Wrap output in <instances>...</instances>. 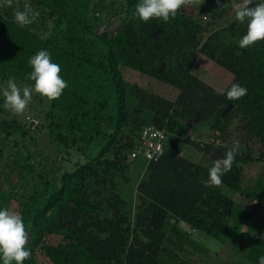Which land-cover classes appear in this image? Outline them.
Returning <instances> with one entry per match:
<instances>
[{
  "label": "trees",
  "instance_id": "1",
  "mask_svg": "<svg viewBox=\"0 0 264 264\" xmlns=\"http://www.w3.org/2000/svg\"><path fill=\"white\" fill-rule=\"evenodd\" d=\"M25 2L13 0L11 7L0 8V78L34 84L27 78L29 59L47 50L68 84L62 96L50 104V134L65 151L70 145H78L77 150L84 153L91 148L98 151L89 162L76 163L72 170L55 168L48 176L33 174L31 167L22 169L21 183L6 191L7 200H15L16 212L30 237L26 247L31 256L23 264H198L179 259L167 248V240L182 245L186 235L178 223L184 222L225 241L236 203L217 187H204L210 168L179 156V145L170 137L184 135L189 123L207 122L221 137L218 147L226 153L223 134L233 113L238 112L246 133L260 144L264 155V41L240 49L236 43L224 42L219 33L210 34L208 27L182 10L167 23L156 19L144 23L134 18L139 0H27L39 16L21 28L14 22V12L23 10ZM107 15L119 17L121 29L113 36L96 34L102 16ZM233 29L234 36L242 37L246 23ZM196 52L233 75L228 88L238 83L247 94L228 100V88L219 93L194 76ZM164 64L165 72L158 75ZM122 67L155 75L175 86L180 91L177 100L149 94L128 82ZM229 106L233 109L223 117ZM139 113L144 116L140 118ZM147 125L165 130L168 140L164 155L147 165L148 180L137 189L143 210L134 226L140 241L133 243L129 241L130 226L125 228L127 221L117 213L123 197L121 185L117 187L113 177L126 169L127 161L133 162L130 152ZM249 155L240 150L221 185L243 190L242 165ZM87 181H92L93 188ZM18 183L25 192H18ZM247 192L258 201V211L264 187L254 186ZM112 206L120 220L113 213L104 215ZM49 236L62 239L49 244ZM261 256L264 240L254 237L246 257L259 264Z\"/></svg>",
  "mask_w": 264,
  "mask_h": 264
},
{
  "label": "rangeland",
  "instance_id": "2",
  "mask_svg": "<svg viewBox=\"0 0 264 264\" xmlns=\"http://www.w3.org/2000/svg\"><path fill=\"white\" fill-rule=\"evenodd\" d=\"M222 2V4H217L216 0H201L200 4L188 6L182 11L202 22L203 25L208 27L210 34L219 33L224 42H233L238 45V41L242 37L233 35V26L236 25L242 28L245 23L242 24L233 19V4L239 3L240 0H222ZM261 2H264V0H254L256 4ZM205 16L208 20H204ZM121 27L122 22L119 17L107 15L102 16L100 24L94 32L96 34L106 32L113 36ZM157 34L155 33L154 36L156 37ZM204 38L206 40V37ZM166 67V64L160 66L158 75L163 74ZM191 71L194 76L219 93H224L233 80V75L230 72L201 52H196ZM122 72L128 82L136 84L149 94L171 102H175L180 94L175 86L155 75L145 74L129 67H122ZM7 80L0 78V88L6 86ZM15 82L21 89L26 86V84L17 80ZM50 104L45 99L34 95L27 110L20 116H14L4 109L3 97L0 94V122L3 123L0 126V209L6 208L9 211L16 212L15 200L13 198L7 200L8 194H6V191L11 192L12 184L20 182L22 173H25L22 172V169L31 167L33 174L48 176L52 174L55 168H59L61 171L66 168L72 170L74 164H85L97 154L98 150L93 148L86 150V153L83 150H77L78 145H70V149L67 147L66 151H69L70 155L66 154L64 147L50 134L49 125L51 120L47 118V114L51 110L53 111ZM232 109L233 107L230 111ZM230 111L225 115H223V112V117L228 115ZM145 115L148 116L147 112H145ZM139 116L142 118L144 114L139 113ZM28 117L39 120L40 124L42 123L41 128L30 131ZM9 125H12L14 129L7 130L6 128ZM132 128L136 127L132 126ZM23 131L26 132L25 135ZM7 132H10V134L7 135ZM220 138L207 122H192L189 123L184 135H171L170 140L179 145V156L197 166L210 168L212 165L211 155L215 151L211 148H219ZM223 138L222 147L226 150H229L233 142L238 140L241 150L243 149L250 154L246 159L247 162L242 165L243 190H232L225 185L217 187L236 203L232 217L228 222L229 229L225 241L213 239L191 228L184 222L178 223V227L186 236L182 245L180 244L181 246L179 243L172 244L167 240V248L174 251L177 257L183 261L193 260L198 264H252L247 259L246 254L251 248L253 238L259 237L264 240V200L257 211L258 201L247 192L249 188L254 186L264 187L263 149L257 141L251 140L248 133H246L244 118L238 112H234L230 118L227 132L223 134ZM246 155H244V158ZM126 164V169L121 173H116L113 179L117 187L121 185L119 194L123 197V203L117 205V213L121 214L122 218L127 221L125 228L130 226L129 241L134 243L137 240L140 241V235L134 231V226L138 215L143 210L137 189L142 182L148 180V167L143 158L133 162L127 161ZM31 182L29 181L28 186ZM88 182L90 185L87 184ZM20 183L17 185L18 192H25V188H21ZM87 183L88 187L93 188L92 181H87ZM110 193L112 192L110 191ZM112 210H106L104 215L109 217L113 213L112 215L120 220L121 216L118 215L117 217L114 210ZM172 223L175 222L172 220ZM29 239L28 234V241ZM61 239L60 236H49L47 243L57 244ZM144 241H147V239H144ZM0 264H2V260H0Z\"/></svg>",
  "mask_w": 264,
  "mask_h": 264
},
{
  "label": "clouds",
  "instance_id": "3",
  "mask_svg": "<svg viewBox=\"0 0 264 264\" xmlns=\"http://www.w3.org/2000/svg\"><path fill=\"white\" fill-rule=\"evenodd\" d=\"M222 4V0H216ZM201 0H139L136 5L134 18L147 23L156 19L165 23L175 19L177 13L188 6L198 5ZM13 0H0V8L11 7ZM250 5H254L250 7ZM233 19L242 24L246 23V34L238 41L240 49L252 47L264 41V2L254 3V0H240L233 4ZM39 12L34 10L30 3L25 2L23 10L14 12V22L21 28L32 24L38 18ZM31 72L28 79L34 84L26 85L22 89L14 79L9 78L6 86L0 88L3 97V107L14 116L22 115L28 108L33 96H38L51 103L59 99L68 87L67 82L60 75L61 67L52 62L47 50H40L29 59ZM247 94V89L238 83H233L226 91L228 100H239ZM239 141H234L232 147L218 156L208 170V178L203 186L218 187L222 184V177L231 171L236 156L240 153ZM28 231L22 216L8 209H0V260L2 264H23L30 258L31 252L27 249ZM259 264H264V256L259 258Z\"/></svg>",
  "mask_w": 264,
  "mask_h": 264
},
{
  "label": "built area",
  "instance_id": "4",
  "mask_svg": "<svg viewBox=\"0 0 264 264\" xmlns=\"http://www.w3.org/2000/svg\"><path fill=\"white\" fill-rule=\"evenodd\" d=\"M204 20H208L206 16ZM27 121L33 130L40 125V121L33 117H28ZM167 140L168 135L165 130L147 125L140 131L136 144L130 152L129 159L135 161L143 158L147 165L158 162L165 153Z\"/></svg>",
  "mask_w": 264,
  "mask_h": 264
},
{
  "label": "water",
  "instance_id": "5",
  "mask_svg": "<svg viewBox=\"0 0 264 264\" xmlns=\"http://www.w3.org/2000/svg\"><path fill=\"white\" fill-rule=\"evenodd\" d=\"M216 3H217V2H216ZM252 6H254V5H250V7H252ZM231 108H232V106H229L228 109L224 112L223 115L227 114V113L230 111ZM222 153H223V152H222V150H221L220 148L215 149V151H214L213 154L211 155V161L213 162V161H214L218 156H220ZM211 166H212V165H211ZM211 166H210V167H211ZM87 184L90 185L89 182H88ZM173 222H175V220H173Z\"/></svg>",
  "mask_w": 264,
  "mask_h": 264
}]
</instances>
